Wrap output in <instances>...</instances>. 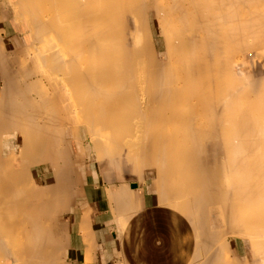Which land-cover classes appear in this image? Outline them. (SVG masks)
Returning a JSON list of instances; mask_svg holds the SVG:
<instances>
[{
    "label": "bare ground",
    "instance_id": "bare-ground-1",
    "mask_svg": "<svg viewBox=\"0 0 264 264\" xmlns=\"http://www.w3.org/2000/svg\"><path fill=\"white\" fill-rule=\"evenodd\" d=\"M8 1L29 35L26 57L10 55L18 62L10 78L8 55L0 50V264H55L41 241L68 203L65 186L78 187L69 181L66 139L69 131L81 138L83 125L104 172L133 176L140 165L156 166L166 179H156L161 195L167 191L160 199L173 197L169 207L177 194L168 193L176 188L167 181L175 179L185 197L179 209L193 206L189 211L198 216L195 207L203 203L214 218L219 211L228 232L211 225L212 245L221 240L212 253L222 259L214 264L227 262L225 235L249 239L252 264H264V0ZM30 59L39 72L27 67ZM36 168L50 173V181H38ZM205 214L195 223L201 235ZM62 247H53L57 261Z\"/></svg>",
    "mask_w": 264,
    "mask_h": 264
},
{
    "label": "crops",
    "instance_id": "crops-1",
    "mask_svg": "<svg viewBox=\"0 0 264 264\" xmlns=\"http://www.w3.org/2000/svg\"><path fill=\"white\" fill-rule=\"evenodd\" d=\"M6 10H7L6 0H0V50L1 48H3L5 49V51L17 54L20 53V51L24 48L25 46L24 39L27 35H29V30L27 28L24 30L19 28V26L12 23L11 19L3 18L1 20V16L3 17L7 16ZM9 59H12L13 62L9 61ZM5 63H6L5 65L9 68L5 66L4 70L8 71L9 69V71L7 72L9 74L6 73V75L8 76L10 75L9 77L7 76L8 78H10L13 76L12 70L14 69V67L12 66L16 65L18 62L16 61L15 57H10L6 59ZM2 71L3 69L1 68L0 69L1 95L3 88L2 78H4L2 75L4 72ZM73 157L74 158H71L72 160L70 159V161H72L70 162V164L72 163L71 164L72 170L73 168H75L77 173L75 172V170H73L72 172V170L70 169L71 171L69 172L71 173H69V181L71 182L73 180L72 182L73 184L77 182L78 187L70 186L71 188L68 189L67 188L68 185L65 186L64 193H66V191L69 190L70 192L68 191L69 193L68 192L67 193L69 196L71 195L70 197L69 196L67 197V194H65L68 203L65 202L63 205L65 208L62 207L56 211V213L60 211V214H57V217L55 215L56 219L52 217L51 221H49L50 228H52V226L53 227L55 226V228L51 229V231L49 232L46 230L45 233L46 235H44V238L46 239L43 238V240L45 241V242L43 241L44 244L41 241L42 239L40 240L43 246L42 250L45 249L43 253L46 251L47 256L50 253L49 255L51 257L49 261L50 263L52 262L51 260L55 259L56 260V261L54 260L55 264H116V263L117 264H128V263L129 264H193L192 262L194 261L195 264L196 263L209 264L210 262H211L210 264H214L215 260L222 259L220 257L222 253H218L219 255L218 254L214 255V253H212V251L216 252V250L219 252V247L221 245L220 244L221 240H219V244L217 243L212 245L213 243H215L214 234L213 236L211 234L212 232H214L212 230L215 229L213 226H211L215 222L214 211L212 207H209L210 205L209 206L203 205V203L196 205L198 207L194 206L195 208H197V212L200 209L202 211L205 210L206 209L205 206H208L209 210L208 209L207 210L209 212H206L207 210H205V212L204 211L202 212L200 210L201 213L198 212V216L195 214L196 209L195 211L193 210L194 213L189 211V210L192 211L191 208L193 206L188 211L187 210L183 211L179 209L177 205L185 202L184 194L180 190L172 191L170 186H168V188H170L169 190H171V192H168L169 194L172 192H175L177 194L174 195V200L177 202L171 201L175 205L171 207V205L173 204H171L170 202L171 204L170 205L171 208H170L169 204H166V202L169 203L172 195L170 194L171 197L168 198L167 200L163 199L164 197L167 198V196H165L167 191L165 194L163 193L164 196L161 195L162 191H164V188L163 189L162 187L160 188L159 186L160 184H157L158 183L157 181L160 180V178H158L160 175H158L159 170L157 168L148 167L141 174L137 173L139 178L137 177V174L133 175L134 177L132 175H128L121 178L117 174V172L115 173L106 172V171L104 172L99 167L98 163L94 161L95 159L91 157V154L86 153L84 150L73 152ZM88 164H91L89 165L90 167L88 166ZM78 169L80 171H78ZM36 170H38L39 173ZM36 170L35 171L37 174H35V176L36 179H39L38 181H45V183L50 181V178L52 176L50 173H46L42 171L40 168H36ZM74 172L76 173L75 174L76 179L78 178L77 181L75 180V176L73 174ZM198 177L201 178L204 182H206L205 187L211 186L208 185L209 176L208 178H206L205 175L203 176L202 174H200L198 175ZM162 180L166 181V179H161L159 182H162ZM70 182L67 181V184L71 185ZM167 183L169 182L167 181ZM167 183L163 185L164 186L169 185ZM78 184L81 186H79ZM121 184L122 187H124L123 189L124 191L122 190V187H120ZM40 185L41 187L46 186L45 184L43 185V183ZM157 185L159 186V189H162V191H158ZM79 187H81L82 189H79ZM72 188H74L75 191ZM117 188H119V190ZM125 188H127V190H125ZM77 191H79L80 194ZM74 192H77V194L75 193V196L73 195ZM107 192H110L111 194L109 199L107 197L109 193ZM116 192H119V194ZM122 194L123 197L126 196V198L122 199V201L120 199L119 203L117 201H114L120 196L122 197ZM115 195L116 196L120 195V196H118L116 199L112 198L113 196L116 197ZM132 195L133 197L131 198ZM159 195L163 198L160 199ZM158 196L160 201L162 200L164 201L162 202L158 201ZM127 198H131V200ZM133 199L134 200L136 199L135 202H137L138 200L137 203L138 205L135 204ZM123 200H124V204H126L125 201L128 200L127 205L129 204L131 205V206L129 205L130 206L129 208L126 207L127 205H124V207L127 208L126 209L127 211L124 210V208H122ZM120 201L122 202L121 209L119 208L121 203ZM114 202L116 204V207L117 204L119 206L117 207L118 208L117 212L114 211L116 213L113 212V209L115 210V206L113 205ZM157 202H159V204L160 203L162 204L158 206ZM66 203L67 205H65ZM164 203L166 205H164ZM132 204H135L136 207L138 206V208L135 211H137L138 209L139 211L135 212L134 209L136 207ZM119 210L125 211V212L120 211V214L121 215L123 214L122 219L120 221H119L120 218L118 216L121 217V215L117 214L119 213ZM128 210L130 216L127 213ZM52 211L50 214H53ZM202 213L204 214L206 213L205 215H203V218L206 220L205 221L203 220L204 223L202 222V224H200L203 229V235L200 234V232L202 231L198 230L199 231L198 233L197 229H199L200 227L195 224L196 221L197 222L199 221V223H201L199 217L202 216L199 215ZM193 215H195L196 217ZM53 218L56 221H54ZM86 218L89 221V223L87 222L88 225L90 224L89 226L85 225L87 224L85 223L86 221H84L86 220ZM187 220L190 222H188ZM56 222L58 223V225H56ZM59 223L61 224L59 225ZM216 223L219 224V222L217 221ZM62 224H64L65 226L64 228L63 227L60 228ZM83 226H87L88 228L89 227L91 228H89V230L86 232L87 228ZM50 228L48 229L50 230ZM62 228H63V232L61 231ZM66 229L68 231V232L66 231L67 233L64 232V230ZM217 229L219 231L221 229V232L223 233L228 232V230L224 231V229L222 228L219 229L217 227L216 230ZM57 230L59 231V233H63V234L66 233L64 234L66 236L64 237L65 238L64 240L62 239L63 235L60 234L61 235L60 236ZM195 231H197V233L200 236H198V234ZM50 235H52V238ZM92 235L94 236V239L91 240V238H93ZM226 237H228L227 240L229 243L228 244L229 247H227L228 251L225 250L224 253L229 254V256H226V258L229 257L228 260L225 258V260L229 262L228 264H252L254 260V256H253L251 243L247 242L245 238H240L238 236H232L229 238V235H226L225 238ZM86 238H88L89 240L87 239L88 240L87 241ZM61 239L62 242H60ZM90 240L93 243H91ZM204 240H206L207 244L201 243L202 241L204 242ZM63 241L67 242V243L64 242L66 245L63 244ZM89 244H91V246ZM195 244H197L198 247ZM199 244L200 245L206 244V246L208 247H206L204 250L203 249L204 246H200ZM62 246H64V248ZM119 246L120 249L122 248L123 250L122 249L120 250ZM53 247L63 248L61 249L62 252L60 253L62 257L60 256L61 258H58L59 261H57L56 259L57 257H59V254H56L57 251H55V253L53 252L54 250ZM87 247L90 248L91 251L86 249ZM200 248L203 249L204 251L203 250L201 251ZM58 249L59 248H57V250ZM198 250L201 253L200 255H202L201 257L204 256L201 259H199V257L196 256L198 255L197 253ZM209 252H211L210 253V255L212 254L211 256H209ZM60 259H62V261H60ZM118 261L121 263H119ZM208 261L210 262L208 263ZM226 263L223 262V264ZM216 264H222V263L216 261Z\"/></svg>",
    "mask_w": 264,
    "mask_h": 264
},
{
    "label": "rangeland",
    "instance_id": "rangeland-1",
    "mask_svg": "<svg viewBox=\"0 0 264 264\" xmlns=\"http://www.w3.org/2000/svg\"><path fill=\"white\" fill-rule=\"evenodd\" d=\"M36 0H31V2L29 3L30 5H33V3L34 4H36ZM37 5V4H36ZM6 6H7V10H6V15L7 16H5V17H3V16H1V20L3 19V18H6V19H11L12 20V23H14L15 25H17V26H19V28H21L22 29V21H21V19L20 18H18L17 17V15H16V13H15V11H16V9L11 5V3L8 1V0H6ZM40 15V14H39ZM41 17V16H40ZM24 51H25V46H24V48L20 51V55H25L24 57H26V54L24 53ZM8 53H10V52H8V51H6V54L8 55V58L10 57V55L12 54V53H10V54H8ZM6 55V56H7ZM6 59V58H5ZM4 61V60H3ZM28 68H32V69H34V71H35V73H37V72H39L38 71V67L37 66H35V64H33V61H32V59H30V60H28ZM251 70L253 71L254 69L253 68H251ZM36 77V76H35ZM36 79V78H35ZM45 83H46V79H45ZM59 94L60 93H62V91H63V89H62V87H61V85H59ZM68 93H65V95H66V98L68 99V100H70V97H69V95H67ZM71 102H72V100H71ZM74 115H76V114H74ZM80 135H81V138H79V139H75L74 137H73V134L71 133V131H69L68 132V135H67V138H69V139H66V144H67V148H68V150H69V154H70V156H71V158L73 157V152H75V151H81V150H84L86 153H89L90 152V154H91V157L93 158L94 157V159L96 158V162H97V154L94 152V147H93V144L91 143V135H90V132H89V130L87 129V127H85L84 125L83 126H81V128H80ZM88 136V137H87ZM90 140V141H89ZM86 142V143H85ZM83 143V144H82ZM75 144V145H74ZM85 144V145H84ZM87 144H88V146H87ZM91 145V146H90ZM74 147V148H73ZM85 147V148H84ZM76 148V149H75ZM82 148V149H81ZM93 155V156H92ZM70 158V159H71ZM140 167V169L138 168V170H139V173L141 174L144 170H146L149 166L148 165H144V166H139ZM151 167V166H150ZM152 167H155V168H157L158 169V167H156V166H152ZM138 170H137V173H138ZM161 171V170H160ZM127 175V174H126ZM126 175H120V177H125ZM128 176V175H127ZM173 181L175 182V179H171V181H169V184H173ZM176 183H177V185H176ZM171 184V186L173 187V188H176L177 190H179V189H181L180 187V184L178 183V182H175L174 183V185H176V186H174V185H172ZM169 186V185H168ZM171 186H170V188H171ZM178 186V187H177ZM176 189H174V190H176ZM218 212V213H217ZM216 212V216L218 215V217H215L216 218V220L215 221H217V222H219V227L220 226H222V227H220V228H222V229H224V231H227V228H228V226L226 225V223H222L221 222V220H220V217H219V211H217ZM218 218V219H217ZM226 236V235H225ZM229 237H232V236H230L229 235ZM240 238H243V237H240ZM246 239V241L247 242H249V243H251L250 242V240L249 239H247V238H245Z\"/></svg>",
    "mask_w": 264,
    "mask_h": 264
}]
</instances>
